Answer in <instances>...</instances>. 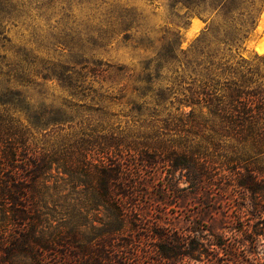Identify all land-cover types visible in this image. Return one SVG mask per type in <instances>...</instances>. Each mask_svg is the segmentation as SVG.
<instances>
[{"label": "rangeland", "instance_id": "obj_1", "mask_svg": "<svg viewBox=\"0 0 264 264\" xmlns=\"http://www.w3.org/2000/svg\"><path fill=\"white\" fill-rule=\"evenodd\" d=\"M175 2L0 0V97L20 93L31 111L52 110L67 120L39 130L26 112H11L31 129L32 141L46 149L83 134L111 138L127 155L137 145L148 147L158 161L153 165L158 175L150 195L139 197L149 209L147 223L206 243L202 254L197 251L176 264H225L230 256L214 245L211 234L237 248L232 258L264 264V231L257 247L236 243L258 223L251 194L243 196L225 180L213 188L204 183L191 187L186 171H174L158 157L201 141L219 122L205 104L190 103L192 92L221 95L235 83L264 91V51H257L264 40V0L254 10L255 25L241 47L220 55L211 74L206 64L197 66L191 51L212 14L208 9L198 15L182 0ZM245 7L251 9L249 3ZM6 108L0 104V115L9 116ZM225 142L220 154L239 166L264 160V146ZM140 262L170 264L153 251Z\"/></svg>", "mask_w": 264, "mask_h": 264}, {"label": "trees", "instance_id": "obj_2", "mask_svg": "<svg viewBox=\"0 0 264 264\" xmlns=\"http://www.w3.org/2000/svg\"><path fill=\"white\" fill-rule=\"evenodd\" d=\"M262 1L182 0L198 15L209 9L213 17L191 51L197 66L206 64L204 70L211 74L220 55L240 48L255 25L254 10ZM216 18L223 20L222 25L215 23ZM175 50L173 44L170 52ZM189 101L205 104L219 122L201 141L158 157L174 171H186L191 187L204 183L213 188L225 180L243 196L251 194L258 223L236 243L257 247L264 231V160L239 166V161L220 152L225 141L244 148L249 143L252 148L264 146V91L235 83L221 95L194 91ZM0 104L9 113L0 115V264H141L148 251L176 264L206 250L203 240L188 241L186 236L161 232L164 227L157 222L147 223L149 209L139 197L150 195L151 181L158 175L153 166L158 161L148 147L137 145L127 155L115 148L111 138L83 134L46 149L32 141L31 129L11 112H26L39 130L63 125L66 119L52 110L31 111L20 93L13 98L1 96ZM211 235L214 245L230 256L225 264H244L231 256L237 248Z\"/></svg>", "mask_w": 264, "mask_h": 264}, {"label": "bare ground", "instance_id": "obj_3", "mask_svg": "<svg viewBox=\"0 0 264 264\" xmlns=\"http://www.w3.org/2000/svg\"><path fill=\"white\" fill-rule=\"evenodd\" d=\"M196 23V22H195ZM257 51L261 52L264 51V40L261 41L257 46Z\"/></svg>", "mask_w": 264, "mask_h": 264}]
</instances>
